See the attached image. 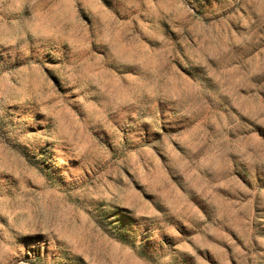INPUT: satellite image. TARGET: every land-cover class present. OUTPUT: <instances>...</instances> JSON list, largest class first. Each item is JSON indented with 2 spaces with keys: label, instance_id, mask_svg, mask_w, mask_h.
<instances>
[{
  "label": "rangeland",
  "instance_id": "rangeland-1",
  "mask_svg": "<svg viewBox=\"0 0 264 264\" xmlns=\"http://www.w3.org/2000/svg\"><path fill=\"white\" fill-rule=\"evenodd\" d=\"M108 3L0 0V264H264V0Z\"/></svg>",
  "mask_w": 264,
  "mask_h": 264
},
{
  "label": "snow or ice",
  "instance_id": "snow-or-ice-1",
  "mask_svg": "<svg viewBox=\"0 0 264 264\" xmlns=\"http://www.w3.org/2000/svg\"><path fill=\"white\" fill-rule=\"evenodd\" d=\"M105 2L108 4L109 7H112V5L110 3H108V0H105ZM145 2H146V0H140V3H145ZM85 20H87L86 17H85ZM100 51L103 54L105 50L100 49ZM129 70L131 71L132 69H129ZM261 135H264V133H261ZM194 199H195V197H194ZM169 222L172 223V221H169ZM165 242L167 243L169 241L166 240ZM172 264H195V259H194V257H191L182 251H174Z\"/></svg>",
  "mask_w": 264,
  "mask_h": 264
}]
</instances>
